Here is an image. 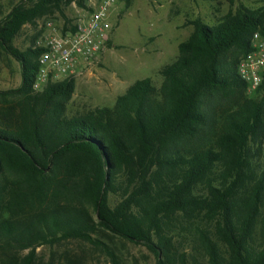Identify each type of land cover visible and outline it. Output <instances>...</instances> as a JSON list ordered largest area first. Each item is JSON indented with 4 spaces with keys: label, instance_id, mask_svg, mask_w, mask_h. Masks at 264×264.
<instances>
[{
    "label": "trees",
    "instance_id": "1",
    "mask_svg": "<svg viewBox=\"0 0 264 264\" xmlns=\"http://www.w3.org/2000/svg\"><path fill=\"white\" fill-rule=\"evenodd\" d=\"M61 3L20 0L0 18L21 75L0 89V264L72 239L116 262L108 235L156 264H264V80L248 92L237 73L252 34L264 37V6L191 21L159 85L141 78L111 106L68 114L74 78L34 90L42 47L14 45Z\"/></svg>",
    "mask_w": 264,
    "mask_h": 264
},
{
    "label": "rangeland",
    "instance_id": "2",
    "mask_svg": "<svg viewBox=\"0 0 264 264\" xmlns=\"http://www.w3.org/2000/svg\"><path fill=\"white\" fill-rule=\"evenodd\" d=\"M20 0H0V18ZM97 0H62L59 9L23 26L14 45L25 50L44 37L73 25ZM243 4L257 8L264 0H118L111 10L110 38L100 55L74 76L75 91L68 114L111 106L118 95L136 80L150 77L161 82L160 69L178 54V44L193 30L191 21L200 18L212 24L229 10ZM51 23V27L47 26ZM68 25V26H69ZM21 84L20 65L0 48V89ZM110 203L115 202L110 196ZM116 255L113 262L106 250L83 240H66L36 249L34 264H156L155 255L143 244L117 236L101 238Z\"/></svg>",
    "mask_w": 264,
    "mask_h": 264
},
{
    "label": "built area",
    "instance_id": "3",
    "mask_svg": "<svg viewBox=\"0 0 264 264\" xmlns=\"http://www.w3.org/2000/svg\"><path fill=\"white\" fill-rule=\"evenodd\" d=\"M118 0H97L79 16L71 28L51 33L37 41L42 51L33 89L43 90L50 82L80 74L103 51L110 38L111 10ZM51 27V23L47 22ZM237 73L247 83L248 92L256 90L264 80V37L254 32L251 49L237 64Z\"/></svg>",
    "mask_w": 264,
    "mask_h": 264
}]
</instances>
